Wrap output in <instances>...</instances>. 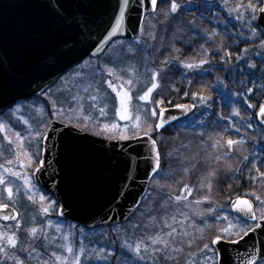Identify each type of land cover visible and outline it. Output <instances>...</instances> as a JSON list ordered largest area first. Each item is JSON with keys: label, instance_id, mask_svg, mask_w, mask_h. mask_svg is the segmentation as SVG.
<instances>
[{"label": "rangeland", "instance_id": "374dc122", "mask_svg": "<svg viewBox=\"0 0 264 264\" xmlns=\"http://www.w3.org/2000/svg\"><path fill=\"white\" fill-rule=\"evenodd\" d=\"M253 2H257V0H253ZM241 3L247 4L248 0H228V2L218 1L207 4L210 5L208 6L210 10H214L217 6L223 16L231 21L228 25L235 28V34L244 38L247 42L249 48L243 52L237 59V63L234 64L235 68L238 71L240 69L239 72L243 73V67L239 64L245 63V66L249 69L255 70L254 59L260 58L264 54V44L261 43L264 37L261 38V34L256 27V21L252 25L253 28H256L255 34L244 23L246 19H250L247 12L241 10L238 13L234 10ZM184 12L187 17H190L188 9H185ZM174 14H177L178 19L179 10L176 13H170L169 16ZM238 14L241 15L240 20L236 19ZM190 20L193 22L187 23L183 30H179V24L175 28L174 36L177 41H179L180 32L191 38L194 25L199 29L193 18ZM163 21V18H158V16L148 19L144 32L136 41L118 40L114 42L99 60H87L65 74L55 86L42 96L41 100L34 99L19 104L22 107L18 112L15 111L17 106L15 105L12 109L0 115V123L6 126L4 131H0V165H3L4 168L11 167L22 173L20 178L8 177V179L14 180V191L16 188L20 189L14 202L10 203V206L20 212V219L11 224L0 222V230L11 232L19 223L17 235L21 241H24L26 230L32 227H36L38 230L43 229L42 233L38 231L36 238L31 240V243L41 252L44 251L43 245L48 243L43 239L45 235L53 241L50 244L49 251L57 250L56 245L69 241L77 250L83 244L86 254L81 258L82 264H153L154 260L155 264H186L188 261L191 264H211V261H207L204 254L199 252V248L202 247L204 241L198 240L190 249L186 247L185 252L180 254L176 262L170 259H160L159 254L154 255L151 248L148 252L143 253L144 259L139 260L135 254L130 253L126 248H122L121 245L124 240L132 244L137 239L154 235L161 228H163V232L170 231L171 229L164 226L165 220H167V223L172 224L177 232L187 230L197 237L200 236L199 229L205 228V240L214 236L217 229L226 227L229 221L234 225L239 223L240 226H244V221H238V217L230 210L232 199H227L228 193L223 195V192L227 190L229 181L236 185L233 187L238 191L247 185L249 178L248 164L252 166L264 165V155L259 154L260 149L264 150V132L251 121L254 105L260 98L259 91L263 88V85L255 78L252 85L247 88L246 80L240 79L238 90L233 88L226 79L227 73L230 72L226 73L228 70L227 61L223 57L219 65L215 62H209L200 67L192 68L191 70L194 72L190 69H187V72L206 79H209L210 74L213 75V81L216 82L213 86L219 93L218 102L228 109L227 114L215 112L211 119L207 118L204 121L205 123L201 122L202 120L190 121V119L189 124L194 123L197 125L194 126L192 131L188 132H185L186 129L182 131V128H179V126L185 128L188 122L178 124L177 127L173 126L174 128H167L161 133H157L156 129L151 131V136L157 142H170L171 147L165 155L164 168L160 174L153 178L148 196L127 225L99 233L97 231L84 232L76 225L58 219L56 201L51 195L38 187L34 179H32V183L36 186V190L32 192H29L23 183L24 175L33 177L34 168L41 157V134L46 133L51 120L66 125H69V122L72 125L79 123L81 127L75 128L105 139H108L107 134L105 136L95 134L105 123L119 124L121 132L123 133L127 129L126 134L132 137L144 135L145 131L155 128L158 112L161 109L158 100L153 97L156 90L152 92L148 101L140 100L139 97L151 87L154 73L152 67L153 55L156 53V49L163 47L162 44L166 41L164 36L167 30ZM152 25H155V28ZM149 33H154L155 39H152ZM194 50L195 56H188L186 62L199 64V61L194 60L198 52L196 44ZM172 53H175V51L164 50V54L169 55ZM253 64L255 67H252ZM222 68L225 70L224 77L218 75L220 74L219 70ZM108 69H113V74L110 75ZM157 79L159 81V77ZM164 79L166 80L165 77ZM108 80L112 81L118 91L121 90L120 86L123 85V90L130 93L131 99L128 102L130 119L121 120L119 118L117 114L120 107L119 97L109 87ZM129 80L132 81L130 85L127 83ZM93 96L97 99H91ZM101 108L104 109L105 115L100 114L99 109ZM153 108L157 109V115L155 116L151 115ZM200 108L203 110L208 109L207 103L202 101ZM70 109L75 111H70ZM237 109L240 112L239 116L235 115ZM85 116H90L91 120L83 121ZM137 116L140 117L139 128L136 127L137 121L135 118ZM25 120L28 121L27 124L24 123ZM248 124H251V127H248ZM230 130L240 135L237 140L243 141V143L228 147L226 141L232 139L227 135ZM15 133L20 134L23 139L22 144L16 139ZM109 140L120 139L113 138ZM217 144L218 146H216ZM249 145L253 157L245 154ZM235 149L236 151L233 153ZM37 151H39V156L33 155V163L27 165V167H20L17 160L18 153L35 154ZM216 157H220V160L217 161ZM20 159L26 161L27 157L21 155ZM241 160L245 165L243 163L241 165ZM8 161H13V163L9 164ZM210 172H215V176L210 177L208 175ZM194 176L196 178L191 186L189 178ZM260 179L261 181L254 182L258 185V191L257 194L255 192V195L252 194L254 198L251 199L255 204V209L262 207L260 201L255 200V196H260L261 200H264V181H262L264 178ZM209 180L212 183L211 191L206 186ZM238 180L241 181V186H237ZM202 182L205 184L204 187H201ZM185 185L193 189L192 195L187 200L177 202L170 199V197L180 195ZM244 189L246 191V188ZM40 194L47 197V200L43 203L39 199ZM28 195H32L34 199L29 200ZM204 196H209L210 200L204 201ZM196 200L202 202L196 204ZM4 201L9 202L6 194ZM51 201H55V204L52 205ZM42 206L50 207L49 213L45 214L41 210ZM209 209L215 211L210 212ZM198 213H203V215H198ZM153 217H155L154 222ZM173 217H175L174 221ZM49 221L52 222L51 226H49ZM135 225H139V227H133ZM206 225L211 227L206 228ZM57 226L60 227V232L56 231ZM81 230L83 231L81 232ZM235 230L233 229V231ZM63 237H68V241L64 240ZM176 239L186 240L188 238L178 236ZM27 246L25 243L24 247L27 248ZM155 247H159V245ZM100 249H106V253H100ZM189 252L191 256L188 255ZM101 255H106L107 258L101 259ZM208 255L210 256L211 253H208ZM33 256L35 257V253ZM0 258L5 261H12L7 259L3 253H0ZM40 259H47V255L40 257ZM30 264H37L36 259L33 258Z\"/></svg>", "mask_w": 264, "mask_h": 264}, {"label": "water", "instance_id": "95a60500", "mask_svg": "<svg viewBox=\"0 0 264 264\" xmlns=\"http://www.w3.org/2000/svg\"><path fill=\"white\" fill-rule=\"evenodd\" d=\"M119 2L0 0V113L23 100L41 96L82 60L101 57L114 40H134L140 33L139 9L134 10L136 14L126 33L107 38ZM258 18L256 24L264 25L259 12ZM260 105H264V99ZM194 112L195 106L190 103L162 109L156 124L163 119L165 126L156 132L188 119ZM258 113L259 108L256 118L264 128V118ZM45 136L49 138L42 142L41 159L45 164L39 172L34 171L33 177L56 200L58 217L88 229L126 222L140 205L154 176L155 153L149 137L107 140L57 121L51 122ZM231 209L241 215L232 206ZM18 219L0 221L12 223ZM254 242L264 253V230L250 233L239 245L218 246L221 264H233L236 249L251 252ZM236 264H241V259Z\"/></svg>", "mask_w": 264, "mask_h": 264}, {"label": "snow or ice", "instance_id": "6c2138e0", "mask_svg": "<svg viewBox=\"0 0 264 264\" xmlns=\"http://www.w3.org/2000/svg\"><path fill=\"white\" fill-rule=\"evenodd\" d=\"M165 0H159V3L163 4ZM157 5L158 0H136L135 3H133V0H120L118 3L117 13L113 17L114 23L110 24L109 28L110 31L107 33L108 40H111L112 37L116 34H119L121 32L126 33L127 29L129 27V24L131 20L133 19V16L136 14L134 12L135 9H139V23H138V31L140 33L144 32V19H152L156 18L158 16L157 13ZM264 0H257V2H253V0H248L247 4L241 3L237 6L235 11L238 13L242 10L243 12H247L250 19H246L244 23L250 28V30L253 32V34L256 33V28H253V22L257 21L259 18L257 17V12L261 14V18H264ZM180 5L176 2V0H170V8L168 12L165 13V17H167L170 13H176L180 9ZM149 10L152 16H149ZM237 20L241 19V15L236 16ZM153 28H155V25H152ZM258 28L261 29V31H264V25H257ZM152 39H155L154 33H149ZM262 44H264V40L261 41ZM177 51H179L177 49ZM247 51V50H245ZM228 55H231V53H228ZM167 63V61H165ZM182 66L187 69H192L195 67H200L203 64L208 63L207 60L201 59L199 61V64L194 63H184L181 62ZM252 67H255L253 64ZM109 74H113V69H108ZM159 72H154L152 79L153 82L151 84V87L147 89V91L139 97L140 100L148 101L151 97V94L154 90L160 87L158 78ZM109 87L112 89L113 92H116V95L119 97V104L120 107L118 109V116L121 120H128L130 119L129 116V108H128V102L131 99L130 93L126 90H123V85H121V90L118 91L117 88L113 85L111 80L107 81ZM129 85L132 83L131 80L127 82ZM91 99L95 100L97 97L93 96ZM203 99V98H201ZM158 103H163V101H158ZM251 106V105H250ZM22 105H17L15 111H20ZM178 107H187L186 105H180ZM194 107V105H193ZM70 111H75L74 109H70ZM101 115H105V111L103 108L99 109ZM259 116L261 118H264V105L259 106ZM151 115L155 116L157 115V109L153 108L151 110ZM235 115L239 116L240 112L237 109L235 111ZM136 127L139 128V120L140 117L137 116L136 118ZM91 120L90 116L83 117V121ZM25 124L28 123L27 120L24 121ZM87 126L86 124L84 125ZM165 126V121L163 119L160 120L158 124L155 125L154 129H149L148 131L144 132L145 136H148L151 142V150L155 153L154 156V163L152 164V170L153 175L155 176L160 172V151L157 147V141L155 139H151V131H154L155 129H160ZM248 127H251V124L247 125ZM5 125L3 123H0V131L5 130ZM69 127H77L80 128L81 125L78 123L76 125H72L69 122ZM127 129L124 130V132H121L120 125L117 123L112 124H103L98 132H96V135L105 136L107 134L108 139L118 138L120 140H131L134 137L129 136L126 134ZM7 135V133H5ZM16 139L22 144L23 139L20 137L19 133H15ZM41 138L44 141H47L49 138L47 136H43L41 134ZM243 143V141L238 140H232L228 139L226 141V144L228 147H232L234 145ZM218 146V144L216 145ZM43 151H47V148H44ZM23 155L27 157V160L20 159V156ZM33 155L39 156V151H37L35 154L33 153H18L17 154V160L19 161L20 167H27V165L33 163ZM247 159V157H245ZM216 160L219 161L220 157H216ZM9 164H12L13 161H8ZM45 161L43 159H39L37 162V166L34 169V171L39 172L40 169L44 166ZM187 171V169H185ZM238 171V169H237ZM258 173V178H264V172H260L259 169H256ZM210 177L215 176V172H210L208 174ZM22 176V173L20 171H16L13 168H4L3 165H0V220L9 221V220H16L19 217V213L16 211L15 208L10 207V203L14 202V199L19 194L20 189L16 188L14 191V180L8 179V177L13 178H20ZM33 177H30L28 175L23 176V183L29 190V192H32L36 190V186L32 183ZM251 179V177H250ZM205 184L202 182L201 187H204ZM209 191H211L212 183L209 180L206 184ZM193 189L189 187L188 185H185L184 188L181 190L180 195H176L174 197H170V199H174L177 202L185 201L188 199L189 196L192 195ZM6 194L7 200L9 202L4 201V196ZM255 195V194H253ZM29 200H33L34 197L32 195H28L27 197ZM40 201L43 203L47 200V197H45L43 194H40L39 196ZM204 201H209V196L203 197ZM255 200L260 201L262 207L260 209H254L253 201L246 198L237 197L236 200L232 201L231 206L233 209H235L237 212H239L241 215L237 218L238 221L240 219L244 220V226H240V224H232L231 221L228 222L226 227H222L217 229V232L214 236L211 238L205 240V228L199 229L200 236H195L194 233L188 232L187 230H184L182 232H177L176 228L172 226V224L167 223V220L164 222V226L171 229L168 232H163V228L160 229L159 232L155 233L151 236L142 237L140 239H137L132 244L128 243L127 240L123 241V244L121 245L122 248H126L130 253L135 254V256L139 260L144 259L143 253L148 252V250L151 248L153 254L156 253L159 254L160 259L164 260H172L174 262L178 261L180 254L185 252V248H191L197 241H204L202 244V247L199 248V252L204 254L205 259L207 261H211V264H221L222 261V253L218 246L225 244V243H231L235 245H239V243L244 240L245 237H247L250 233L256 232L257 229L264 230V200H261L260 196H255ZM201 200H196V204H200ZM51 204L54 205L55 201H51ZM45 214L49 213L50 207L42 206L41 209ZM210 212H214V209H209ZM60 215H63V209H60ZM198 215H203V213H198ZM173 221L175 220V217L172 218ZM187 219V217H186ZM227 219V217H225ZM153 222L155 221V217L152 218ZM248 221L256 222L254 224L248 223ZM51 221H49V226H51ZM133 227H139V225H135ZM147 227V226H145ZM210 225H206V228H210ZM19 228V223L15 226V228L11 232H5L3 230H0V253H3V255L7 259H11L14 261V264H30V261L35 258L37 261V264H82V257L86 254V249L81 244L78 248L73 247L72 243L69 241L64 244L56 245L57 250L49 251L50 244L53 243L51 239L48 236H44L43 239L45 241H48V243H45L43 245L44 251H38L36 246L31 243V240H34L37 236L38 231L43 232V229H37L36 227H32L28 230H26V239L24 241H21L20 237L17 235V229ZM233 229H236L233 231ZM57 232H60L61 229L59 226L56 228ZM83 230H81L82 232ZM163 233V235H161ZM187 237L188 239H176V237ZM64 240L68 241V237H63ZM150 241V243H148ZM27 244V248L24 247V244ZM156 245H159V247H155ZM100 253H106V249H100ZM35 253V257L33 254ZM66 253V254H65ZM208 253H211L209 256ZM47 255V259H40V257ZM189 256H191V253H188ZM101 259H106V255H101ZM91 259V257H89ZM241 259V264H260V261H264V253L261 252L259 248L256 247L255 242L251 246V252H249L248 249H245L243 253L240 252V250L236 249V257L233 258V264H236V260ZM153 264H155V260L153 261ZM186 264H191L190 261L186 262Z\"/></svg>", "mask_w": 264, "mask_h": 264}, {"label": "trees", "instance_id": "16d2710c", "mask_svg": "<svg viewBox=\"0 0 264 264\" xmlns=\"http://www.w3.org/2000/svg\"><path fill=\"white\" fill-rule=\"evenodd\" d=\"M176 2L179 3V5L181 6L179 9V17H178L179 20L177 19L176 16L177 14H174L172 16L168 15L167 17H165V13L168 12L170 8V0H165L163 4L159 3L157 10L158 18L159 17L163 18L164 20L163 23L165 24L167 30L164 36V40L166 39L165 41L166 45L164 43L162 44L163 47H159L160 49L157 48L156 49L157 51L155 50L156 53L153 55V65H152L154 72H159L160 87L156 89L153 97L155 98V100L163 101L162 104L159 103L160 108L162 109L165 107H172L178 104L192 103L196 106V112L194 113L190 121L202 120L201 122H204L207 118L211 119L214 116L213 114L215 112H221L224 115L227 114L226 111L228 109L220 105V103L218 102L219 93L216 90V88L213 86V84L216 83V82L214 83L213 81V75L210 74L209 79L198 77L197 75L194 76V74H189L187 72V68H184L182 66V63H180L182 61L184 63H189L186 62V60H188L187 59L188 56L190 55L195 56V50H194L195 44L198 46V52L196 55L197 57H195L194 60L200 61L201 59H204L207 60L208 63L215 62L219 65L223 57L224 60L227 61L226 66L228 67V70L226 71V73L228 71L230 72L227 73L226 79L228 81L235 83L233 84V86L236 87V90H238V84L240 82V79L246 80L247 88H249L252 85L253 80H255L256 78V80H258V82L261 85H263V88L259 91V97L261 98L264 95V56H262L260 59L259 58L254 59L256 65L254 71L249 69V67L245 66V63H243V64H239V66L242 65L243 67V73L239 72L240 69L238 71V69L235 68L234 64L237 63V59L243 54L245 50L249 48V46L247 42H245L244 38H241L235 34V28L228 25L231 21L226 16H223L221 10L217 9L218 8L217 6L214 10H210L208 8V6L210 5H208L209 3L207 4L205 0H176ZM185 9H188V13L190 14V17L186 16V13L184 12ZM191 18H193L194 23H196L199 26V29L194 25V27L192 28L193 33L191 38L190 36L187 37L185 36V34L180 32L179 41H177V39H175L174 36L176 32L175 28H177V25L179 24V30L181 29L183 30L186 27L187 23L190 24L191 22H193L190 20ZM147 20L148 18H146L145 20V25ZM177 49L179 51H177ZM164 50H169V52L175 51V53L167 55L164 54ZM228 53H231V55H228ZM165 61H167V63H165ZM219 72L220 74L218 75L223 76L225 70L222 68L219 70ZM164 77L166 78V80L164 79ZM258 82L256 81V83ZM202 101H205L207 103L208 109L203 110L200 108V104ZM258 104L259 103L257 102L254 105V111L252 113L251 121L253 124H256L255 111L258 107ZM190 121L189 120L187 121L188 124L187 126H185V128L180 127L179 125L183 124L180 123L178 125L179 128H182V131L186 129L185 132L192 131V129H194V126H196L197 124L194 123L189 124ZM174 127H177V125ZM167 132L169 131L167 130ZM232 134H233V138H236L234 132H232L231 130L228 131L227 133L228 136H231ZM158 143L162 154L163 168H164L165 155L168 149L171 147V143L170 142H166V143L158 142ZM250 150L251 149L249 145L247 151L248 156L251 155ZM259 153L264 155V152L262 151H260ZM251 157L253 156L251 155ZM258 165L259 166L257 165L252 166L251 164H248L247 166V168L249 169V173H248L249 178L247 181V185L244 187L246 188V191L243 187H242L243 189H240L239 191L236 190L235 187H233L236 185H234L233 182L229 181L227 183L229 184L227 190L223 192V195L228 193L226 197L227 199H233L235 197H247L253 200L254 197H252V194H254V192L257 194L258 191V185L254 182L257 180L261 181V179L258 178V173L256 169L258 168L260 172H264V166L262 167V164H258ZM195 178H196L195 176L189 178V184L191 186ZM262 181L264 180L262 179ZM237 183H238L237 186H241L240 180H238ZM134 215L130 220H128L124 224L113 227H107V228H99L92 230V232L93 231L95 232L97 231L98 233L105 232L106 230H111L113 228H119L125 226L134 218ZM76 226L80 229H83L84 232L91 231L84 229L78 225ZM0 263L14 264V261L13 260L5 261L2 258H0Z\"/></svg>", "mask_w": 264, "mask_h": 264}, {"label": "flooded vegetation", "instance_id": "af4514ba", "mask_svg": "<svg viewBox=\"0 0 264 264\" xmlns=\"http://www.w3.org/2000/svg\"><path fill=\"white\" fill-rule=\"evenodd\" d=\"M256 27H257V25H256ZM258 29V28H257ZM258 32H260V34H261V38H263L264 37V33L262 32V31H260L259 29H258ZM263 56H264V54H263ZM261 58V57H260ZM259 58V59H260ZM229 82V84L230 85H232V83L230 82V81H228ZM240 84V83H239ZM264 97V96H263ZM242 163H243V161H241V165H242ZM245 165V164H244Z\"/></svg>", "mask_w": 264, "mask_h": 264}]
</instances>
